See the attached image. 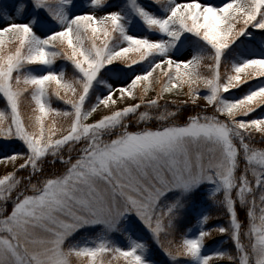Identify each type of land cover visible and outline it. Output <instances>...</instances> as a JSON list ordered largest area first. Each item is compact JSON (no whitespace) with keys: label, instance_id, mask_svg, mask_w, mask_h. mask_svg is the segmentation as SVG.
<instances>
[{"label":"snow or ice","instance_id":"snow-or-ice-1","mask_svg":"<svg viewBox=\"0 0 264 264\" xmlns=\"http://www.w3.org/2000/svg\"><path fill=\"white\" fill-rule=\"evenodd\" d=\"M0 162V264H264V0H0Z\"/></svg>","mask_w":264,"mask_h":264},{"label":"rangeland","instance_id":"rangeland-1","mask_svg":"<svg viewBox=\"0 0 264 264\" xmlns=\"http://www.w3.org/2000/svg\"><path fill=\"white\" fill-rule=\"evenodd\" d=\"M259 39V37H258ZM259 79V78H256ZM243 86L241 88V91H243ZM11 170V165H5L3 162H0V175L4 174L6 171ZM218 221L215 219V213H213V219L209 221V225L213 223H217ZM195 230V229H194ZM229 244L228 241L222 240L221 239V234L215 233L211 237L206 238V245H207V250H213L217 247L220 246H227Z\"/></svg>","mask_w":264,"mask_h":264},{"label":"trees","instance_id":"trees-1","mask_svg":"<svg viewBox=\"0 0 264 264\" xmlns=\"http://www.w3.org/2000/svg\"><path fill=\"white\" fill-rule=\"evenodd\" d=\"M241 216H242V217L244 216V213H243V212H241Z\"/></svg>","mask_w":264,"mask_h":264}]
</instances>
